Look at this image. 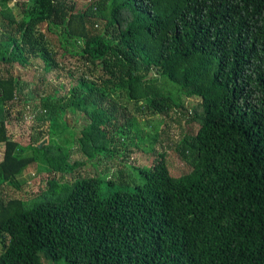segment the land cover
Segmentation results:
<instances>
[{
    "label": "trees",
    "instance_id": "trees-1",
    "mask_svg": "<svg viewBox=\"0 0 264 264\" xmlns=\"http://www.w3.org/2000/svg\"><path fill=\"white\" fill-rule=\"evenodd\" d=\"M45 23L92 65L67 93L39 92L52 124L85 117L79 159L8 132L9 103L25 98L15 63L60 65ZM0 65V264H264V0H0ZM183 95L199 97L186 118L197 127L174 142L190 165L174 175L157 150L162 118L139 119L130 104L161 116ZM119 146L153 154L130 164L138 180ZM102 152L115 173L55 177ZM33 163L52 173L36 196L20 177Z\"/></svg>",
    "mask_w": 264,
    "mask_h": 264
},
{
    "label": "rangeland",
    "instance_id": "rangeland-1",
    "mask_svg": "<svg viewBox=\"0 0 264 264\" xmlns=\"http://www.w3.org/2000/svg\"><path fill=\"white\" fill-rule=\"evenodd\" d=\"M78 8L84 7L92 0H75ZM43 28L47 30V24H42ZM49 36L54 40L53 44L56 46L57 55L60 65L58 67H52L47 69L44 66V62L39 57H32L28 64L20 65L15 63L14 70L19 75V93L25 96V98H17L9 103L10 115L7 122L8 132L12 138L18 140L20 143L25 144L31 141V135L40 136V140L43 142L54 140L64 145H70L72 160L79 159L81 152L78 150L77 141L74 143L73 136L75 131L80 133V129L85 123L86 119L79 111H66V118H73L70 125L66 126L63 118L58 117L56 122L52 124L49 119L42 116V111H45L44 107H41L40 91L45 89H55L59 95L65 94L69 91V88L75 84L76 76L81 74V71L87 68H91V64H87L79 57L78 54H72L64 52L59 47L58 34L48 31ZM2 68L0 65V72ZM95 73L100 71L94 70ZM93 71V72H94ZM153 76H159V73L153 69ZM73 73V74H72ZM199 97L197 95H183L182 105L172 104L169 106L165 115L157 116L149 113V111H141L138 109L137 103L132 102L130 107L139 119L155 120L154 118H162L159 127L161 128L159 141L157 142V150L162 149L165 153L169 170L172 174L178 175L190 168V165L181 159L174 151L173 145L175 140L185 132L194 133L197 127L196 121H187L189 110L191 105L197 103ZM39 140V141H40ZM152 145L145 146L144 149L151 148ZM144 151V150H143ZM149 151V150H147ZM119 152L122 158L119 156L120 164L128 163L127 169L131 171L130 181L138 180V174L134 169L131 170L130 164H138L141 166H147L150 164L153 154L149 152H142L139 147L128 146L123 148L119 146ZM150 152H152L150 150ZM3 153V143H0V157ZM157 155L155 151L154 156ZM110 155L102 152L97 157L93 158L87 163H79L73 169L65 172H55V177L60 182L73 180L80 175H94L98 174L103 177L104 173L109 175L111 172H116L117 166L113 163L115 160ZM112 163V164H111ZM122 167V166H119ZM52 175L47 169H40L37 164H29L20 175L21 178L26 179L25 192L27 195L36 196L43 189L48 186V178ZM6 189L10 192L20 190L15 189L14 186L8 185ZM103 191L108 193L103 182ZM45 264H65L62 260L55 261L52 259L44 258Z\"/></svg>",
    "mask_w": 264,
    "mask_h": 264
},
{
    "label": "water",
    "instance_id": "water-1",
    "mask_svg": "<svg viewBox=\"0 0 264 264\" xmlns=\"http://www.w3.org/2000/svg\"><path fill=\"white\" fill-rule=\"evenodd\" d=\"M42 142H43V140H40L38 144H39V145H41V144H42Z\"/></svg>",
    "mask_w": 264,
    "mask_h": 264
},
{
    "label": "crops",
    "instance_id": "crops-1",
    "mask_svg": "<svg viewBox=\"0 0 264 264\" xmlns=\"http://www.w3.org/2000/svg\"><path fill=\"white\" fill-rule=\"evenodd\" d=\"M1 158V157H0Z\"/></svg>",
    "mask_w": 264,
    "mask_h": 264
}]
</instances>
